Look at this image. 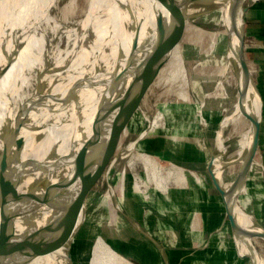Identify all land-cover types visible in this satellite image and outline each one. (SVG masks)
I'll return each instance as SVG.
<instances>
[{
  "label": "bare ground",
  "instance_id": "1",
  "mask_svg": "<svg viewBox=\"0 0 264 264\" xmlns=\"http://www.w3.org/2000/svg\"><path fill=\"white\" fill-rule=\"evenodd\" d=\"M58 1L0 0V47L5 49L4 55L0 52V63L3 64L8 56L14 55L9 67L0 76V132L7 120L13 124L14 118L21 119L20 116L16 117L20 106L26 107L30 100L34 102L37 100L35 105L28 107L24 117L26 116L30 123L40 125L42 129L39 132L47 135L46 140L34 143V133L37 131H32L27 125L22 126L20 133L25 140L21 159L42 158L47 150L44 143L50 140L56 142L57 152L67 154L73 140L82 138L83 130L89 122L88 111L91 112L95 101L93 94L89 90L85 91L88 89L85 87L86 83L96 85L99 82L100 76L95 70V61L98 57H106L104 60L107 69L116 65L123 84L131 85L136 75L142 71L146 72L145 59H150L155 68L158 63L155 59L163 51L166 42L173 39L172 16L155 0H87L82 18L72 28H63L61 20L55 16L53 9ZM70 2L72 4L76 0ZM185 10L199 16L218 13L216 22L222 27L223 36L233 20L230 0H189ZM89 30L94 32V40L91 44H86L85 49L83 46ZM62 36H65L67 41L65 46L61 45ZM215 38L211 39L213 43ZM69 41L72 43L70 46L67 45ZM19 42L22 45L14 54L13 47ZM108 48L110 50L106 55L105 51ZM82 50H87L88 53L82 56ZM227 56L228 54H224L222 65L219 66L217 87L222 89V96L227 98L229 95L226 87L231 85L233 97L228 102V108H223V115L218 121L216 139L217 147L224 152V131L229 125L231 132L238 134V149L234 155L238 158L247 147L250 123L245 119L239 103L235 80L228 66L224 64ZM76 79L81 85H85L80 97H76L77 94L72 89V82ZM36 82L37 93L31 95L29 91ZM157 82L167 83L166 88L170 91L173 90L171 86L175 84L174 90L177 94L183 99H188V78L182 48L172 54L169 62L161 70ZM108 96L109 92L105 89L103 98L108 100ZM202 104L201 102L198 112L202 111ZM160 118V114L152 118L147 128L151 129L157 125ZM127 148H134L133 141L128 143ZM134 152L132 156L143 162L148 173L146 176L153 181L155 188L167 193L168 184L178 187L186 184L188 176L185 168L171 164V167L165 169L147 152L136 150ZM221 155L223 153L218 154L214 161L218 176L219 167L225 161ZM193 174L198 181L201 180L199 176ZM29 178H24L20 185L26 186L30 182ZM121 187L123 191V181ZM110 195L107 197L113 218L114 211L122 208V202L120 199L117 204L111 203ZM235 212L245 240L251 243L249 234L254 233L253 230L259 232V229L251 226L250 215L239 205L236 206ZM112 246L102 236H96L91 247L89 264H135ZM241 247L244 249L245 246ZM253 247L255 251L258 250L255 244ZM262 255L264 262V254ZM57 259L53 251L44 258L34 261L36 264H56Z\"/></svg>",
  "mask_w": 264,
  "mask_h": 264
},
{
  "label": "water",
  "instance_id": "2",
  "mask_svg": "<svg viewBox=\"0 0 264 264\" xmlns=\"http://www.w3.org/2000/svg\"><path fill=\"white\" fill-rule=\"evenodd\" d=\"M155 1L172 16L173 39L166 42L163 51L155 59L158 62L155 68L150 59H145L146 72L136 75L131 85L123 84L116 65L107 69L106 57H98L95 61V70L100 76L98 84L86 83L85 87L77 79L72 82L76 97L81 96L85 87L88 88L85 91L89 90L93 94L95 101L92 108L88 106L92 110L88 111L89 122L83 130L82 138L73 140L67 154L57 152L56 142L47 139L49 142L44 143L47 150L42 158L21 159L25 140L20 133L22 126L27 125L32 131H37L34 133V143L46 140L47 135L39 132L42 129L40 125L30 123L24 117L28 107L35 105L37 100H30L28 106L17 109L16 117L20 116L21 119L14 118L13 124L7 120L4 124L0 132V264H36L34 260L42 259L53 251L58 258L56 264H73V247L86 219L92 188L107 176L117 159L123 133L128 130L135 113L141 110L142 102L151 87L163 84L157 80L172 54L182 48L186 23L199 16L186 12L185 6L189 0ZM254 1L230 0L233 20L224 35L225 55L228 54L224 64L235 80L239 103L245 119L250 123L248 144L238 158L232 157L221 163L220 173L228 164H237L233 178L225 184L214 167L218 152L211 147L204 133L210 153L204 178L210 179L221 197L226 222L238 254L247 258L250 264H264L263 255L255 251L252 242L257 237L264 239V227L252 221L251 226L257 227L259 232L253 230L254 233L249 234L251 243H248L235 212L256 163L262 117V99L253 81L244 48L245 15ZM93 40L94 32L89 30L85 45L91 44ZM21 45L19 42L13 47L14 54ZM85 45L83 47L87 49ZM4 50L0 47L2 55ZM109 50L105 51L106 55ZM13 56H8L3 64L0 63V76L9 67ZM105 89L109 92L108 100L103 98ZM37 90L36 82L29 93L35 95ZM145 132L139 134L133 143L143 137ZM23 177H30L26 186L20 185ZM121 212L134 222L123 207ZM241 245L245 246L244 249Z\"/></svg>",
  "mask_w": 264,
  "mask_h": 264
},
{
  "label": "rangeland",
  "instance_id": "3",
  "mask_svg": "<svg viewBox=\"0 0 264 264\" xmlns=\"http://www.w3.org/2000/svg\"><path fill=\"white\" fill-rule=\"evenodd\" d=\"M69 1L59 0L53 9L55 16L61 20L59 23L63 28L75 27L84 14V6L87 2V0H76L71 4ZM217 14L201 15L186 25L182 54L188 78V99H183L177 94L174 90L175 84L171 86L173 88L171 91L166 88L167 83L152 86L143 100V107L141 106V110L137 111L132 118L128 130L125 131L121 139L117 159L110 167L107 176L92 188L88 197L86 219L73 247V264H88L91 247L98 235L102 236L111 246L113 245L112 247L123 256H125L123 252L131 251L141 254L143 260L147 258L145 256L147 254L153 259L154 249L126 220L121 209L115 210V216L111 217L108 194H111V203L116 204L121 199L122 206L124 205L137 220L149 224L153 235L163 238L167 231L170 232V222L175 221L170 218V215L173 216L174 212L180 210L183 212V220H185L186 215L192 217L194 211H197L196 207L201 206L205 216L203 215V222H198L197 215L193 217L192 225L194 227L192 230L189 229L190 249L203 246L209 228L218 226L219 220H222L223 205L218 192L212 187L209 178L207 183H204V174H200L198 172L200 170H197L199 168H195V166H199L202 169L200 172L204 173L209 158V152L202 138L201 128L203 126H207L211 147L218 154L223 153L221 155L223 160L234 157L238 149V134L231 132L229 125L228 128L225 127L224 131L225 152L217 147L218 121L223 115V108H228V102L233 97L231 85H227V90L225 89L229 95L227 98L222 96V89L217 87L219 66L222 65L225 54V40L222 35V27L218 26V22H216ZM212 37H216L214 43L211 40ZM66 42L65 36H62L61 45L65 46ZM71 44L70 41L67 43L68 46ZM82 52V56L88 53L87 50H82ZM201 102L203 103L202 111L198 112ZM158 114L161 115L157 121L158 124L148 129L149 121ZM145 130L143 137L135 142L134 148L128 149V143ZM135 150L147 152L160 167L165 169L171 167V164L185 168L188 176L186 185L178 187L168 184L167 193L155 188L153 181L146 176L148 173L143 162L133 157ZM236 166L228 164L224 167L219 176L223 183L227 184L233 178ZM192 172L201 180L198 181ZM205 174L207 175L206 171ZM121 180L123 181V191ZM136 185L137 187H135ZM203 186L207 189L202 188ZM179 192L180 194H178ZM201 193L204 198L202 202L197 201ZM181 194L189 196L181 198ZM147 206L151 208L152 212L146 210ZM239 206L250 215L252 222L253 216L246 208V204L240 201ZM215 208H218V212L216 211L211 220V210ZM158 209H161L165 214L159 213ZM165 219L168 222H165ZM181 224V222L178 223L179 227ZM194 233L202 235L203 238L200 237L196 242L193 239ZM259 238H254L253 242L259 252L264 254V239L260 238L259 240ZM217 246L220 249L226 247L229 251L228 255L227 253L226 256L219 255L218 251L214 250L208 251L210 252L209 256L202 257L199 254L201 250H198L194 256L189 257V264H202V261L217 264L221 263L224 257L230 262L234 261V245L227 223L221 232L215 233L209 243V248L215 249ZM125 258L131 260L127 256Z\"/></svg>",
  "mask_w": 264,
  "mask_h": 264
},
{
  "label": "crops",
  "instance_id": "4",
  "mask_svg": "<svg viewBox=\"0 0 264 264\" xmlns=\"http://www.w3.org/2000/svg\"><path fill=\"white\" fill-rule=\"evenodd\" d=\"M244 48H245V57L248 66L250 68L253 81L262 99V117H261L260 131H259L256 163L253 166V170L247 180L246 190L240 196L239 202L244 200L243 203L246 204V208L252 213L253 221L258 222L259 224L261 223V226L264 227V0H255L246 12ZM201 132H202L203 142L205 143V146L209 152L208 145L204 138V133H205L210 145L212 144L207 134V126H203L201 128ZM209 157H210V153H209ZM195 168H199L197 170L200 171L202 170L200 169L199 166H195ZM200 171H198L200 174H205L206 169L204 173ZM203 181H205L204 183H207L208 180H203ZM204 187L205 186H203L202 188ZM178 194H180V192ZM187 196L189 195L187 194L180 195L181 198ZM219 199L221 200L220 196ZM203 200H204L203 194L201 193L197 201L202 202ZM122 207L124 211L138 225L139 228L134 222L130 221L122 212L126 220L131 224V226H133V228H135L136 231L141 234V236L150 244V246H152V248L156 247L160 252V254H157L156 250H154L153 253L155 255L153 256V259L151 258V256H149V254H147L145 255L147 258L144 256L146 259L143 260L141 259L140 256L141 254L129 251L128 254L138 259H141L146 264H189V257L194 256L198 252V250L199 251L201 250L199 254H201L202 257L209 256L210 252L208 251H214V250L218 251L219 255L222 256H226V253L227 255L229 253L226 247L223 249H220L219 246H217L215 249L209 248V243L211 239L214 237L215 233L221 232L223 226L225 225V223H227L225 218L224 205H223L222 220L221 221L219 220L218 222L219 224H217L218 226H214L211 229L209 228V231L205 236V241L203 242V246L200 247L197 246L192 249L189 248V229L191 228L192 230V228L194 227L192 225L194 215L198 216V222L199 221L203 222V217L205 216V214L201 206L196 207L197 211H194V215L192 217L186 215L185 220H183V214H182L183 212L180 210L174 212L173 216L170 215V218L173 220L175 219V221L170 222L171 224L169 228L170 232L167 231L164 238L155 234L153 235L150 231L149 224H147L146 222H141V220L139 219L137 220L131 214V212L125 208L124 205ZM146 210L148 212H152L151 208L148 206L146 207ZM211 211L212 212L210 214V219L212 220V218H214L216 211L218 212V208L212 209ZM158 212L161 214H165L161 209H158ZM165 222L168 221H166L165 219ZM179 222L182 223L181 227H179L178 225ZM200 237L201 239L203 238L202 235H198L195 233L193 234V239L196 242L200 239ZM205 251H207L208 253H204ZM233 251H234L233 260L236 262L234 261L230 262L224 257L222 262L217 264H250V261L247 258L242 257L238 254L235 245ZM201 259L204 260L203 258ZM202 264H211V263L210 262L205 263L204 261H202Z\"/></svg>",
  "mask_w": 264,
  "mask_h": 264
},
{
  "label": "flooded vegetation",
  "instance_id": "5",
  "mask_svg": "<svg viewBox=\"0 0 264 264\" xmlns=\"http://www.w3.org/2000/svg\"><path fill=\"white\" fill-rule=\"evenodd\" d=\"M153 248H155L154 250H156V253H157V254H160L158 248H156V247H153ZM125 250H126V249H125ZM128 253H129V251H125V252H123V254L127 255V257H128L129 259H131L133 262H135L136 264H146V263L143 262L141 259H138V258H136V257H134V256H132V255H130V254H128ZM148 261H149V260H148Z\"/></svg>",
  "mask_w": 264,
  "mask_h": 264
}]
</instances>
